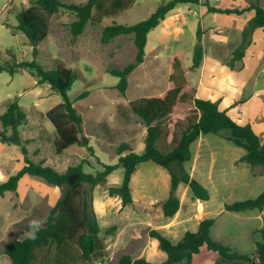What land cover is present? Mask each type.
Returning a JSON list of instances; mask_svg holds the SVG:
<instances>
[{
  "label": "trees",
  "instance_id": "16d2710c",
  "mask_svg": "<svg viewBox=\"0 0 264 264\" xmlns=\"http://www.w3.org/2000/svg\"><path fill=\"white\" fill-rule=\"evenodd\" d=\"M135 0H113L107 6L106 0H88L85 3H75L66 0H31L30 5L16 15L18 24L13 26V32L22 31L33 46L34 54L38 45L45 40L50 31V18L62 10H68L76 15V20L70 24L74 37L81 35L90 21L94 19L95 11L99 18L116 15L129 7ZM200 5L201 0H162L156 10L146 19L133 24L114 23L103 28L101 41L108 43L121 35H133L137 48L134 62L124 68L110 66L108 72L119 78L117 88L123 94L129 87V75L144 61L148 34L155 29L166 16L178 5ZM209 12L243 14L254 11L249 27L243 32L244 43L235 49L230 65L240 61L246 54L251 33L257 28H264V8L258 3L245 8H219L211 6L208 1L203 3ZM11 27L9 23H5ZM12 54V52H9ZM12 56H14L12 54ZM203 60V50H196L193 57L192 69L198 68ZM28 70L38 79L39 84L47 83L64 101L46 111V118L54 125L57 136L54 147L57 154H62L70 146L77 144L86 146L93 152L90 138L80 136L83 130V116L78 113L67 95L72 88L77 74L62 64L54 69H45L36 59L0 62V72L7 71L14 75L22 70ZM190 88L184 54L175 52L170 57L169 83L162 94L139 97L130 101L132 111L138 115L147 128L146 145L143 153L135 152L129 143L122 142L118 146V163L105 164L102 170L95 173L86 172L82 163L69 166L60 172L45 161H33L28 156V144L31 139H22L19 127L28 123V116L17 99L10 101L6 110L0 114V142L20 146L25 154V165L12 174L7 180H0V196L12 192L18 197V185L26 176H37L48 184L61 189V197L51 207L48 215L41 221L42 225L25 239H13L3 244L2 254L7 255L12 264H74L77 259L85 261L100 259L107 255V246L101 235V228L91 205L92 190L99 184L105 183L116 168H124V177L120 185L109 187L111 196H118L124 206L133 203L131 181L139 164L145 161L154 163L170 170L172 184L169 197L162 203L165 216L172 217L180 209L178 188L181 183L188 185L194 199L209 200L210 192L197 179L192 178L182 167L192 157L191 145L200 135L219 134L228 131V139L244 149L240 161L252 167L261 166L264 169V135L256 133L251 124H240L226 110L221 109L218 102L210 99L195 97ZM83 92L78 98L88 96ZM189 111V113H188ZM183 129L176 128L185 123ZM173 129L172 132L169 129ZM172 137L169 140V137ZM174 163L181 166V171L172 168ZM89 185V188L86 186ZM226 210L244 212L264 209V189L256 197L238 200L225 205ZM215 224L214 218L203 219L196 231L188 230L177 242L170 240L161 231L151 228L149 237L158 240L160 249L165 254L161 262H154L145 257L133 258L123 255L115 264H174L183 262L191 264L193 257L202 250L216 252L220 262L232 264L249 262V264H264V228L254 231L261 239L256 241L255 252L250 256L240 253L221 240L214 239L211 229ZM117 225L107 229V234H113ZM256 258L258 260H256Z\"/></svg>",
  "mask_w": 264,
  "mask_h": 264
},
{
  "label": "rangeland",
  "instance_id": "374dc122",
  "mask_svg": "<svg viewBox=\"0 0 264 264\" xmlns=\"http://www.w3.org/2000/svg\"><path fill=\"white\" fill-rule=\"evenodd\" d=\"M66 1L85 3L88 0ZM106 1L107 6H109L113 0ZM205 1L238 9L258 3L264 8V0ZM30 2L31 0H0V62L12 61L13 57H15L18 61L36 59L45 69H54L58 64L72 68L76 72L77 78L67 95L73 101L78 113L83 116V130L79 135L82 136L87 133L91 138L90 144L94 150L92 152L86 146L74 144L70 146L69 151H64L62 154L56 153L54 140L57 133L54 125L46 118L45 113L63 102L64 98L61 94L54 91L49 84H39L38 79L26 69L14 75L7 71L0 72V114L6 110L10 101L18 100L28 116V123L21 125L19 131L22 139L29 138L32 140L26 146L30 150L28 151V156L33 161L44 160L45 163L47 161L50 166H55L58 171L61 170L62 172L66 171L69 166L80 163L84 165L86 172L92 173L104 168L101 163L117 164L119 144L127 142L134 146L142 136L145 128L143 121L132 111L129 103L130 99H136L139 95L143 97L160 94L162 90L159 86L165 81L159 73L160 70L147 63L143 66H137L138 68L136 67L137 69L135 68L130 73L129 78L131 77L132 80L131 85L129 84L130 88L125 94L121 93L116 87L119 78L109 73L108 69L110 66L122 69L135 61L137 48L133 40L134 37L132 34L121 35L108 43H103L101 41L102 31L105 26L114 23L133 25L146 19L156 10L162 0H135L133 4L119 11L116 15H109L104 18L102 16L99 18V14L95 11L94 19L88 23L84 32L78 37H74L70 29V24L76 20V15L68 10H62L51 16L49 35L38 45L36 55L25 33L19 30L14 33L12 29L13 26L18 24L17 13L30 5ZM191 7L193 10H201V6L192 5ZM250 15H254V11L245 12V17L218 15V18L225 20V23L234 25L233 28H238L244 25L246 18ZM191 16L196 17L197 15L191 14ZM231 20H234L235 24L229 22ZM5 23H9L11 27H7ZM209 23L206 24L210 25L206 28L208 31L216 28V24H211L212 20L209 19ZM213 33L215 32L213 31ZM236 38V30L228 35L221 33L213 48L218 49L221 54L225 55L234 45ZM219 41H223V46L218 43ZM191 43L189 32L181 37L178 42L174 41L173 45L169 46L170 48L165 53L163 66H168L167 55L179 51L181 45L190 47ZM200 44L202 43L197 42L193 47L198 48ZM10 51L14 56L9 53ZM184 51L186 55L185 64L191 65L193 62L190 50ZM138 86H145V91H138ZM85 91L89 92L88 96L79 99L78 97ZM185 124L186 122L176 128V132L183 129ZM172 130L171 128L169 129L171 132ZM222 132L223 135L228 134V131ZM209 136L218 143L221 156H229L230 154L236 156L240 151L241 153L245 152L243 148L233 142L227 141L225 138L221 139V135L210 134ZM171 138L170 136L169 140ZM225 143H228L227 146L229 147L222 146ZM226 148H228L229 152L222 154ZM191 153L193 156L195 155L194 143L191 145ZM192 161L193 159L186 161L182 167L192 178L204 184L197 172H193L191 169ZM222 161L224 160L220 158L218 162ZM149 165L153 166L155 171H149L147 168ZM172 168L176 172L181 171V166L178 163H174ZM116 169L114 173L119 171L123 175V167ZM144 170L147 171L145 173L146 176L153 171V177H158V179H162L163 172L167 173L169 171L153 163V161L139 164L138 171L142 173ZM221 178H224L226 182L222 181ZM220 180V182H215L216 185H210L208 189L210 190V198L207 201H203L206 204L203 210V219L214 218L216 220L211 230L213 238L220 239L240 253L251 256L255 252L256 241L261 239L260 234L254 235V231L264 228V214L261 215L262 212L257 209L244 212L228 211L225 205L238 200L253 198L261 193L264 189V169L261 166L252 167L246 162L237 160L235 173L224 177L220 176ZM121 181L116 182L112 181V179H107L105 183L97 185L92 190L93 200L91 205L93 207H95V192L99 193L102 198L107 199L103 202L102 207L100 206L101 209L96 206L97 210H108V213L103 218L106 220L103 225L108 227L105 228L106 230L103 229L101 233L107 247L110 244V242L108 243L109 235L107 234V229L112 226V224H108L113 222L112 215L116 214L114 212L119 211L118 213H120L122 204L121 200L117 199L118 196L110 195L109 187L120 185ZM157 184L159 185L160 183L158 182ZM51 186L53 185L48 184L40 177L27 175L20 180L17 191L18 197L12 192H7L5 196H0V231L5 232L8 224L12 226L9 229L10 233L6 231L8 233L5 236L6 241L17 238L19 233H22L21 236L24 235L21 227L38 223L48 215L51 204L54 202L52 195L55 187ZM86 186L90 187L89 185ZM215 186L217 189H215ZM140 187L133 189L136 195L143 188L141 185ZM157 188L153 186L152 191ZM57 189L58 194L61 193V189L59 187ZM184 189L181 192L179 190V192L183 199L189 201L192 192L189 189V193L186 195ZM89 193H91V190ZM146 203V201L142 202L138 199L137 202L133 201L128 209L133 212L137 204ZM198 203L199 200L194 199L192 203L185 202L184 206L193 204L195 208L197 207L201 211ZM110 206L112 207L110 208ZM152 215H155V213L153 212ZM193 227L191 224L187 226V224L183 223L177 231L170 234V239L172 241L182 239L188 230L194 229ZM149 229L151 228L143 229L141 238L132 242V249L130 246L113 256L109 253L111 250L108 247L107 254L113 260L107 261L106 264L117 263L123 252L126 253V251L134 252L137 255L140 248L144 245V241L149 237ZM5 238L0 237V248L5 243L3 241ZM213 259H217L219 264H227L220 262V256L212 251L201 253V255L195 257L191 264H214ZM256 260L258 259L256 258ZM0 261L2 264H7L10 259L7 255H4ZM74 264H99V259L95 258L88 261L77 259ZM232 264H249V262L234 261Z\"/></svg>",
  "mask_w": 264,
  "mask_h": 264
},
{
  "label": "crops",
  "instance_id": "0c3cea01",
  "mask_svg": "<svg viewBox=\"0 0 264 264\" xmlns=\"http://www.w3.org/2000/svg\"><path fill=\"white\" fill-rule=\"evenodd\" d=\"M206 2L207 1L205 0H201L202 4L197 5V6H201L200 11L193 10V8L191 7L192 4L178 5L172 11H170V13L166 16V18L148 34V39L145 49L146 51L145 59L140 65H138V67L148 63L150 66H154V68L159 69L160 70L159 73L162 75V78L165 81L162 83L161 86H159L162 90L160 94L164 93L168 88L170 57L172 54L170 53L169 55H167L168 66H163V60H165V56H166L165 53L167 49L170 48L169 46L173 45L174 41L178 42L181 39V37L185 36L189 32L190 39L192 40L191 46L188 47L186 44L187 47H184L183 45H181V49L176 52H182L184 54V63H185L186 55L184 50H190V54L192 55V62L195 51L200 49L203 50V60L198 68L192 69L191 67L193 63L191 65L185 64L187 75L190 80L189 89L192 91L194 96L203 99H210L212 101L218 102L220 108L226 110L227 113L235 121H237L240 124H251L256 133L264 135V28H257L251 33L249 39L250 42L246 49L245 56L243 57L242 60L236 61L234 66L232 67L230 65V61L232 60L233 53L236 48H238L244 43L243 32L249 27L250 20L253 18L254 15L248 16L243 26L238 28H233L234 25H230L227 22L226 24L225 20H223L222 18H218V15L229 16V17H233V16L245 17V13L237 14V13L209 12L207 6L203 4ZM209 4L211 6H216L223 9L233 8V7H224L219 3L211 4L209 2ZM191 14H195L197 16L192 17ZM209 19L212 20L211 24H216V28L209 29L208 31L206 28L210 25H206V24L209 23ZM233 21L234 20H231L229 22H233ZM233 23L235 24V22ZM234 30H236L237 33L236 41L225 55L223 53L221 54L218 51V49L213 48V45H215V42L220 37L221 33L228 35L229 33H232V31ZM213 31L216 33L217 36L215 35V33H213ZM171 42L172 44L170 45ZM197 42L202 43L200 49L193 47ZM218 43L221 44V46H223V41H219ZM131 82L132 80L130 77L129 78L130 85ZM130 85L128 89L130 88ZM138 91H145V86L143 87L138 86ZM141 96L142 95H139L137 96V98ZM131 100L134 99H130V101ZM142 133H143L142 136L134 146L130 144L132 146V149L137 153H143L145 150L146 135H147L146 126ZM85 135L90 138V136L87 133ZM209 135L210 134L200 135V137L196 141H194L195 155L193 156L192 154L191 157V159H193L191 169L193 170V172H197V175L200 176L201 181L204 183L203 185L206 186L208 189L210 188V185L214 186L216 185L215 182L221 181L220 176L224 177V176H228L229 174L231 175L234 174L236 161L237 160L240 161V158L245 153V152L241 153L240 151V153L237 154L236 156L235 155L233 156L231 154L229 156H221L218 143L214 138H211V136ZM216 135H221V139L225 138L227 141H230L228 139V134L223 135V132H220L219 134ZM90 142H91V138H90ZM227 144L228 143H225L222 146L229 147L227 146ZM69 148H67V150L65 151H69ZM227 152H229L228 148H226L225 152H223L222 154ZM220 158H222L224 161L218 162ZM146 162L150 163L151 161H145L143 163L145 164ZM45 164L49 165L47 161ZM24 165H25V154L21 151L20 146L0 142V180L1 181L7 180L12 174L20 170ZM53 167L57 169V167L55 166ZM147 168L149 171L150 170L155 171V168H153V166L151 165H149ZM116 170H114L112 173H114ZM146 172L147 171L144 170L141 173L138 171V169L136 170V172L132 177L131 188H132L134 202H137V200L140 199V201L142 202L146 201L147 203L137 204L138 206L136 205V209L134 208L133 212H131V210L128 209L129 205L123 206L121 204L120 213H118L119 211L114 212L116 214H114V216L112 215L113 219L111 217L113 222L108 224V225L111 224L117 225V229L115 230V232L113 234H110L108 238V243L110 242L108 247L111 250L109 253L113 256L116 255L117 252L125 250L130 246H131L130 248L132 249L133 248L132 242H135L138 238H141L142 231L144 228H155L161 231L165 236H167L170 239L171 238L170 234L177 231L183 223L187 224V226L191 224L192 227L194 226L193 227L194 229L190 231H196L199 227L200 222L203 220L204 217L203 210L206 207V204L203 201H207V200L197 199L199 200L198 204H199V209H201V211L198 210L197 207L195 208L193 204L184 206L185 202L192 203V200H194L193 194L190 196L191 201L190 200L186 201V199L182 198L180 192L182 191V189H184V186H185L184 192L186 195L189 193V189H190V187L186 184L184 185V183H181L179 185L177 192L181 202L180 209L172 217L165 216L162 208V203L170 195L172 174L170 170L167 173L163 172L162 179H158V177L157 178L153 177L152 172H150V174L146 176L145 174ZM111 174L108 176V179L109 180L112 179V181L118 182L123 180L124 170H123V175L119 171L118 173L116 172L112 175ZM110 176H112V178H110ZM145 176L146 178H144ZM253 178L255 177L253 176ZM221 179L222 181H225L224 178ZM157 180L160 183L159 185L157 184L158 183ZM140 185L143 188L136 195L133 189L141 188ZM181 185H183V187H181ZM153 186L158 188L152 191ZM51 187H55L54 193L52 195L54 202H52L51 204V207H53L61 197V193L58 194L57 186H51ZM215 189H217L216 186ZM117 199L121 200L120 197H118ZM105 200L107 199H105L104 197L102 198L99 193L98 194L97 192L94 193L95 207H93V209L94 212L96 211L95 213L97 214L98 217L101 233L103 229L108 227L103 225L106 221L103 218L108 213V210L104 209V211H100L96 209V206H98L101 209L102 204L103 202H105ZM111 207L112 206H110V208ZM153 212L155 213V215H152ZM261 212H262L261 215H263L264 209ZM41 225L42 222L40 221L30 226L21 227V229L24 231V235L21 236L22 233H19L18 237L14 239L27 238L35 230L41 227ZM11 227H12L11 224H8L6 231L9 232V229ZM6 231L5 232L0 231V237L5 238V236L8 234L6 233ZM3 241L8 242L6 241V238ZM174 242L177 241L174 240ZM144 245L140 248L137 255H135L134 252L130 253L126 251V253L123 252L120 258L123 255L129 254L133 258L145 257L146 259L154 262H161L165 259L166 256L164 252L160 249L158 240L151 237H147V239L144 241ZM2 248H3V244L2 247L0 248V260L5 255L1 253ZM206 251L208 250L204 249L200 253L196 254L193 257L192 261L195 259V257L201 255V253H206ZM213 261L214 264H219L217 262V259H213ZM0 264H2L1 261ZM7 264H12L11 259L10 261H7ZM174 264H183V262H178Z\"/></svg>",
  "mask_w": 264,
  "mask_h": 264
},
{
  "label": "built area",
  "instance_id": "2783aa9c",
  "mask_svg": "<svg viewBox=\"0 0 264 264\" xmlns=\"http://www.w3.org/2000/svg\"><path fill=\"white\" fill-rule=\"evenodd\" d=\"M113 258L109 257L108 254L99 259V264H106L107 261H112Z\"/></svg>",
  "mask_w": 264,
  "mask_h": 264
},
{
  "label": "water",
  "instance_id": "95a60500",
  "mask_svg": "<svg viewBox=\"0 0 264 264\" xmlns=\"http://www.w3.org/2000/svg\"><path fill=\"white\" fill-rule=\"evenodd\" d=\"M199 49L201 48V44L199 45V47H198Z\"/></svg>",
  "mask_w": 264,
  "mask_h": 264
}]
</instances>
